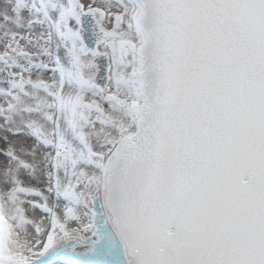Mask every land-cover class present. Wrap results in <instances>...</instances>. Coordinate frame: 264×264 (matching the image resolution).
Returning a JSON list of instances; mask_svg holds the SVG:
<instances>
[{
	"label": "snow or ice",
	"instance_id": "obj_1",
	"mask_svg": "<svg viewBox=\"0 0 264 264\" xmlns=\"http://www.w3.org/2000/svg\"><path fill=\"white\" fill-rule=\"evenodd\" d=\"M0 264H264V0H0Z\"/></svg>",
	"mask_w": 264,
	"mask_h": 264
}]
</instances>
